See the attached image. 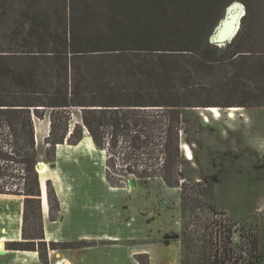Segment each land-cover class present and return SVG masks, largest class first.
I'll use <instances>...</instances> for the list:
<instances>
[{"label":"trees","instance_id":"1","mask_svg":"<svg viewBox=\"0 0 264 264\" xmlns=\"http://www.w3.org/2000/svg\"><path fill=\"white\" fill-rule=\"evenodd\" d=\"M235 2L246 9L239 32L211 45ZM216 94L227 96L218 107L264 109V0H0V194L25 205L23 240L7 249L37 251L49 264L50 249L91 245L45 241L36 119L50 121L48 163L57 146L77 145L87 132L108 153L112 186L128 175L160 178L182 190L183 219L193 208L179 172L183 113L211 107L194 95ZM47 191L56 218L50 181ZM181 243V264H208L209 250L184 224Z\"/></svg>","mask_w":264,"mask_h":264},{"label":"crops","instance_id":"2","mask_svg":"<svg viewBox=\"0 0 264 264\" xmlns=\"http://www.w3.org/2000/svg\"><path fill=\"white\" fill-rule=\"evenodd\" d=\"M65 144L57 146L46 173L60 211L52 218L49 203L42 204L45 241L91 245L50 249L49 264H181L179 188L160 178L114 187L107 179L106 151L91 137L69 148ZM24 210L23 196L0 194V264H44L37 251L7 249L23 240Z\"/></svg>","mask_w":264,"mask_h":264},{"label":"rangeland","instance_id":"3","mask_svg":"<svg viewBox=\"0 0 264 264\" xmlns=\"http://www.w3.org/2000/svg\"><path fill=\"white\" fill-rule=\"evenodd\" d=\"M203 97L194 95L191 100L199 103L207 99L218 113L208 111L209 107L183 113L181 143L184 144L179 172L182 183L186 182L188 192L193 193L190 197L193 208L188 207L183 219L181 215V231L184 224L190 239L209 250V259L205 261L208 264H264V109L242 108L230 117L232 108L216 105L223 104L226 95ZM149 114L166 115L162 111ZM74 116V120H79L76 113ZM49 133V118L36 119L44 206L48 202L46 173L51 169L46 157L51 149L47 142ZM85 136L90 138L88 133ZM65 146L69 148L68 143ZM104 154L108 160V153ZM117 162L119 169L125 168ZM43 168L47 169L45 175ZM131 178L134 176L124 178L126 185ZM175 194L182 202V190ZM35 223L29 219L28 238L39 232ZM182 259L181 250V262Z\"/></svg>","mask_w":264,"mask_h":264},{"label":"water","instance_id":"4","mask_svg":"<svg viewBox=\"0 0 264 264\" xmlns=\"http://www.w3.org/2000/svg\"><path fill=\"white\" fill-rule=\"evenodd\" d=\"M237 3L240 4L242 9L238 11L237 14L231 15V7L234 3L227 8L224 19L219 23V25L217 26L214 33L209 39V42L211 44L216 45L218 47H224L229 44L239 32L242 19L246 14V9L242 3ZM127 185L129 187H135L136 178L134 177L128 180Z\"/></svg>","mask_w":264,"mask_h":264},{"label":"bare ground","instance_id":"5","mask_svg":"<svg viewBox=\"0 0 264 264\" xmlns=\"http://www.w3.org/2000/svg\"><path fill=\"white\" fill-rule=\"evenodd\" d=\"M241 9H242V7L240 6V4L235 2L231 7V15L237 14V12L240 11ZM240 109H242V108H232L230 117H234L235 115L233 114V112H236ZM207 110L210 112H217L218 113V109L216 107H209Z\"/></svg>","mask_w":264,"mask_h":264},{"label":"clouds","instance_id":"6","mask_svg":"<svg viewBox=\"0 0 264 264\" xmlns=\"http://www.w3.org/2000/svg\"><path fill=\"white\" fill-rule=\"evenodd\" d=\"M181 148H182V146H181Z\"/></svg>","mask_w":264,"mask_h":264}]
</instances>
